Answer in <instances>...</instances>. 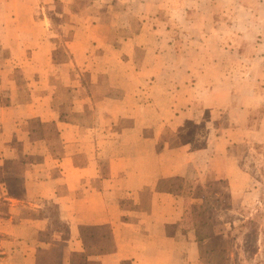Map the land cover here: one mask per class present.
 <instances>
[{"label": "crops", "instance_id": "crops-1", "mask_svg": "<svg viewBox=\"0 0 264 264\" xmlns=\"http://www.w3.org/2000/svg\"><path fill=\"white\" fill-rule=\"evenodd\" d=\"M80 2L0 0L3 262L210 264L189 184L263 194L264 0Z\"/></svg>", "mask_w": 264, "mask_h": 264}, {"label": "rangeland", "instance_id": "rangeland-1", "mask_svg": "<svg viewBox=\"0 0 264 264\" xmlns=\"http://www.w3.org/2000/svg\"><path fill=\"white\" fill-rule=\"evenodd\" d=\"M90 2L91 0H81L80 6H89ZM99 8L74 7L73 12L68 13L63 10L58 11L55 7H47L49 13L53 12L51 16L53 20L69 23L89 18L90 15L97 14ZM47 130L51 131L50 123L47 125ZM243 160L244 158L241 161ZM249 161H251L252 186L256 185L259 188L261 184L258 182L262 183L263 194L258 199H255L254 195L248 197L250 199L244 198L245 189L241 192L242 196L237 193L233 197L232 187L224 178L212 181L210 179L208 182L205 181L203 186L189 184L192 187L191 190L197 195L195 218L198 225L203 226L205 233L228 231L233 236L232 239L214 237L206 244L205 248L208 249L206 257L210 264H217L226 259H229V264H264V154L253 155L246 160V164H249ZM16 162L9 161L8 167L13 170V177L16 175L18 178L20 166ZM2 174L3 172H0V176ZM3 256L0 249V264H4Z\"/></svg>", "mask_w": 264, "mask_h": 264}, {"label": "trees", "instance_id": "trees-1", "mask_svg": "<svg viewBox=\"0 0 264 264\" xmlns=\"http://www.w3.org/2000/svg\"><path fill=\"white\" fill-rule=\"evenodd\" d=\"M198 226L201 229V231H203V233H204V234L201 233V235H202L203 238H207V237H210L211 236L210 232H206V233L204 232V230H203L204 228H202L203 226H201V225H198ZM199 237H200V232H199ZM101 248H103V247H101ZM101 248L100 247H97V249H101ZM50 256H52L53 261H55L56 260V256H58V253L55 252V251H51V252H49V257ZM53 261L51 263H53Z\"/></svg>", "mask_w": 264, "mask_h": 264}]
</instances>
